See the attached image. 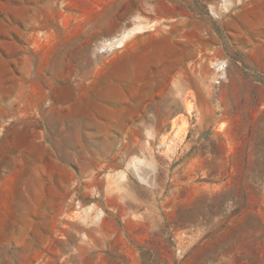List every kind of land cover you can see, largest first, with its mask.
Here are the masks:
<instances>
[{
	"label": "rangeland",
	"instance_id": "rangeland-1",
	"mask_svg": "<svg viewBox=\"0 0 264 264\" xmlns=\"http://www.w3.org/2000/svg\"><path fill=\"white\" fill-rule=\"evenodd\" d=\"M0 264H264V0H0Z\"/></svg>",
	"mask_w": 264,
	"mask_h": 264
},
{
	"label": "built area",
	"instance_id": "built-area-1",
	"mask_svg": "<svg viewBox=\"0 0 264 264\" xmlns=\"http://www.w3.org/2000/svg\"><path fill=\"white\" fill-rule=\"evenodd\" d=\"M210 67L213 73V85L219 87L227 79V62L226 60H217L212 62Z\"/></svg>",
	"mask_w": 264,
	"mask_h": 264
},
{
	"label": "crops",
	"instance_id": "crops-1",
	"mask_svg": "<svg viewBox=\"0 0 264 264\" xmlns=\"http://www.w3.org/2000/svg\"><path fill=\"white\" fill-rule=\"evenodd\" d=\"M250 23H251L252 25H257V26H258L259 24H261V23H259V22H253V21H252V22H249V23H248V22H244V21L241 20L240 17H237V20H235V21L233 22L232 25L235 27V29H240L241 26H242V24H243V25H248V24H250Z\"/></svg>",
	"mask_w": 264,
	"mask_h": 264
},
{
	"label": "bare ground",
	"instance_id": "bare-ground-1",
	"mask_svg": "<svg viewBox=\"0 0 264 264\" xmlns=\"http://www.w3.org/2000/svg\"><path fill=\"white\" fill-rule=\"evenodd\" d=\"M188 106V105H187ZM188 109H189V107H188ZM173 122V121H172ZM173 124V123H172ZM174 125V124H173ZM216 189H218V187H215ZM218 191V190H217ZM219 248H221V247H219ZM220 250V249H219Z\"/></svg>",
	"mask_w": 264,
	"mask_h": 264
}]
</instances>
